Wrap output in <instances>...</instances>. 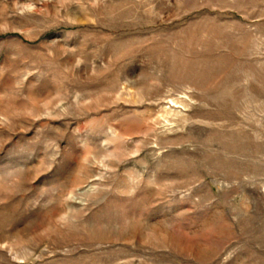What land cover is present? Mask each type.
<instances>
[{
	"label": "rangeland",
	"instance_id": "rangeland-1",
	"mask_svg": "<svg viewBox=\"0 0 264 264\" xmlns=\"http://www.w3.org/2000/svg\"><path fill=\"white\" fill-rule=\"evenodd\" d=\"M0 0V264H264V0Z\"/></svg>",
	"mask_w": 264,
	"mask_h": 264
},
{
	"label": "bare ground",
	"instance_id": "bare-ground-1",
	"mask_svg": "<svg viewBox=\"0 0 264 264\" xmlns=\"http://www.w3.org/2000/svg\"><path fill=\"white\" fill-rule=\"evenodd\" d=\"M48 0H32L21 4L20 9L26 11H37L46 5Z\"/></svg>",
	"mask_w": 264,
	"mask_h": 264
}]
</instances>
